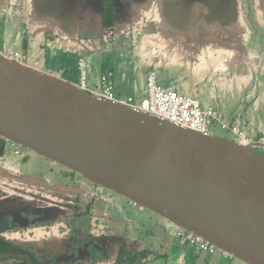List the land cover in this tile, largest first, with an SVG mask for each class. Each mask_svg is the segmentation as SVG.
Masks as SVG:
<instances>
[{"label":"water","instance_id":"water-1","mask_svg":"<svg viewBox=\"0 0 264 264\" xmlns=\"http://www.w3.org/2000/svg\"><path fill=\"white\" fill-rule=\"evenodd\" d=\"M222 123L231 135L236 123ZM0 137L156 214L168 228L264 264V153L255 149L262 145L179 127L1 54Z\"/></svg>","mask_w":264,"mask_h":264},{"label":"rangeland","instance_id":"rangeland-1","mask_svg":"<svg viewBox=\"0 0 264 264\" xmlns=\"http://www.w3.org/2000/svg\"><path fill=\"white\" fill-rule=\"evenodd\" d=\"M137 1L132 10L130 6V10L121 11L123 27L116 31L119 38L117 37L118 39L112 43L108 39H103L100 27L101 17H98L100 11L94 1L81 0L75 4L76 0H72L74 8L79 4L84 5L82 9L89 17H83V13L79 16L73 15L66 27V32L59 25L54 30L57 32L55 37L46 35L47 40L49 38L51 43L57 41L59 44L54 47L58 50H60L59 47L62 49V51L60 50L61 55L55 51L57 58L53 55L54 61L61 63L68 59V62L72 63L73 58L77 61V59L85 57L86 59L90 58L93 64H99L103 58L108 63L112 61L124 63L125 69L135 71L136 74L141 73V76H143V72L152 69L151 71H155L157 74L159 84L174 86L180 95H190L195 98L197 97L195 91H190L195 89L196 82L210 81L212 75L222 73L221 67L226 68V66L233 65L236 70L242 64L249 67V70L243 79L242 77L238 79L237 73L233 75L235 92L234 98L230 101H235L231 103L232 109H225V103L220 106L222 114L227 113L224 115V120L228 124L231 123L230 116L236 112L238 114L239 107H242L243 113L257 112L259 114L262 112L260 109L262 105L258 109L255 107L257 99L260 104L264 102V0H234L235 17L229 21L210 17V14L207 13V15L195 14V17L186 22H177L179 20L174 21L171 17L166 16L168 0ZM87 43L93 45L90 53L87 52ZM48 51L34 49L32 54H29L31 61L27 65L33 67L32 61L37 60L38 68L41 69L46 64V60L50 59L51 54ZM132 65L133 67H131ZM197 68L198 78L195 76ZM99 74L98 70L95 76L96 80L99 78ZM143 78L145 77L143 76ZM242 80H246L247 83L240 86L239 81ZM145 84L146 79L140 80L138 87L147 92ZM76 85L79 86L78 83ZM200 88L202 89L201 86ZM210 132L221 133L236 141L232 134L222 132L220 128L212 127ZM11 145L12 143L7 145L4 159L0 158V176L6 173V162H9L15 167L14 178L18 180L15 187L8 188L4 193L6 197L4 200L1 198L3 194H0V205L7 209L9 214L15 207H19V201L27 202L26 197L14 191L25 179L22 174L28 170L24 165L37 161L48 165V162L40 160V157L31 151H25L21 156H15ZM255 149L264 153V148L255 146ZM82 187L91 192L90 196L94 200V205L92 204L90 207L86 218L71 221L69 225H72L70 226L64 223L59 225L55 221V217L38 218L36 224L46 223L48 225V223H52L53 226L48 229L46 226H40L39 232L37 230L34 233L27 232L28 237L26 238L13 239L8 235L5 237L25 248H34L40 253H44L46 251L44 243L59 242L61 244L69 241L67 226L79 224L90 229L91 223L95 226L98 221L101 225L102 221L99 219L101 216H105L108 223L109 221L119 223L120 226L117 229L119 232L126 231L131 239H137L136 244L139 248L147 243L148 240H143L147 234L158 233L162 227H167L162 246L157 247V251L162 255L154 264H234L235 262L242 264L232 256H229L227 260L221 259V255H223L221 251L217 252L215 258L201 256L199 260L197 253H194L191 248L182 246V239L176 235L175 227L168 228V223L160 217L144 211L121 196L105 193L103 189L96 190L94 185L83 184ZM104 196L112 197L105 200ZM84 204L88 205L86 201ZM34 211L35 208L31 207L29 210L24 209L22 214L28 217L31 216L29 212L33 213ZM158 224L161 225L157 226ZM46 232L48 235L41 237Z\"/></svg>","mask_w":264,"mask_h":264},{"label":"flooded vegetation","instance_id":"flooded-vegetation-1","mask_svg":"<svg viewBox=\"0 0 264 264\" xmlns=\"http://www.w3.org/2000/svg\"><path fill=\"white\" fill-rule=\"evenodd\" d=\"M80 1L81 0H76V2ZM93 1L100 11L98 17H101L100 27L103 39H108L114 43L115 40L119 38L116 31L123 27L121 11L130 10V6L132 10L133 5L138 1ZM168 2L166 16L174 17V21L179 20L177 22H184L180 17H195V14L207 15V13L210 14V17L229 21L235 17L236 12L234 0H168ZM215 4H218L219 7L213 8L212 6ZM82 7H84V5L79 4L75 15L79 16L83 13V17H89L88 14L84 13ZM54 30L55 29L49 30V32L47 30V34L50 36L54 34L53 37H55L56 32H53ZM0 51L10 52L7 48H1ZM15 52L25 57V64L30 61L27 54L22 51ZM32 64L34 68L39 66L37 60L32 61ZM148 73L147 71L146 74L148 75ZM210 108L214 110L216 118L219 117L222 119L223 115L220 114L217 108ZM9 143L10 142L0 137V158L4 159L6 156V149ZM11 147L14 149L13 153L15 156H21L23 152L29 151L13 143ZM32 153L35 154L34 152ZM36 156L40 157V160L48 162V165L46 166L40 161L41 164L38 161L36 163H26L24 167H26L28 171L22 174L25 179L20 182L18 189L14 190L17 194L19 193L23 197H26L27 202L19 201V207H15L10 214L7 209L0 205V241L10 246L9 250L0 253V264H154L159 260V256L162 254L157 251V247L162 246L167 227H162L158 233L152 232L150 235L147 234V237L143 240L146 239L148 241L140 248L136 244V242H138L137 239H131L126 231L119 232L117 230L120 226L119 223L110 221L108 223L106 218H104L105 216H101L99 219L102 221L101 225H99L98 221L95 226L91 223L90 229L76 223V225L68 227L72 225H69L71 221L86 218L87 214L90 212V207L92 204L94 205L93 197L90 196L91 192L85 190L82 185H94L96 186V190L103 188L85 180L79 174L65 167L51 162L37 154ZM14 168L13 164L6 162V173L0 176V194H3L1 196L3 200L6 198L4 193H6L8 188H13L18 183V180L14 178V175H16ZM103 191L111 195L119 196L106 189H103ZM104 197L106 200L112 196ZM85 201L88 205L84 204ZM31 207L35 208L33 213L29 212L31 216L26 217L22 214L24 209L29 210ZM155 215L156 214H154V216ZM46 217H55V221L58 222L59 225L61 223L68 225L69 241L67 243L60 244L59 242H54L48 244L43 241L46 251L40 253L34 248H25L5 237V235H8L13 239L26 238L28 237L27 232L34 233L35 230L39 232L40 226H46V229H48V227L53 226L52 223H48V225L46 223H35L38 218L44 219ZM156 217L159 218L157 215ZM95 218L98 219L96 216ZM90 222H92V220H90ZM160 225L161 224H158L157 226ZM175 229L176 235L182 239V246H184V248H191L194 253H197L199 260L201 256L215 258L217 252L221 251L207 241L206 242L212 246L213 251H209L208 249L202 250L198 245L193 243V239L199 237L198 235L188 232L181 227H176ZM46 235H48V232L41 237ZM221 252L223 253L221 259L227 260L230 255L223 251ZM236 260L242 264H246L238 259ZM234 264L238 263L235 262Z\"/></svg>","mask_w":264,"mask_h":264},{"label":"crops","instance_id":"crops-1","mask_svg":"<svg viewBox=\"0 0 264 264\" xmlns=\"http://www.w3.org/2000/svg\"><path fill=\"white\" fill-rule=\"evenodd\" d=\"M77 8L78 7L74 8L72 0H0V47L12 51H22L27 54L28 57L36 48H39V50L43 52L49 50L48 53L51 54L50 59L48 58V60H46V64L42 66L41 69L38 68L39 66L37 69H39L40 72L42 71L60 77L70 83L79 84L80 72L77 66L78 59L76 61L73 58L72 63H69L68 59H62L63 61L61 63L60 61L55 62L56 60L54 61L53 57L54 55L57 58L55 51L61 55L62 49L59 47L60 51L54 47V45L59 46L57 41L51 43L49 38L48 40L46 38L47 30L48 32L52 29L56 30L59 25L66 32V27L71 21L72 16H75ZM48 36L50 37V35ZM92 48L93 46L87 43V52L90 53ZM85 60L88 63L89 89H95L99 85L102 76L112 74L110 76V82L114 87L115 94L119 98L131 97L134 99V102H139L147 97V92L145 90H140L138 82L140 80L144 81L147 71L149 72L152 69L143 72L142 75L145 77L143 78L141 73L136 74L135 71L125 69L124 63L114 61L108 63L102 58L99 64H93L90 58H85ZM131 67H133V65ZM221 68L223 71L220 75H212L210 81L196 82L197 84L194 85L195 89L190 92L195 91V95H197L196 99L200 101L204 108H217L220 114L223 115L222 120H224V115L227 113L222 114L220 106L225 103V109H232L231 103L235 101H230L234 98L233 94L235 92L233 82L235 79H232V77L237 73V75H239L238 79L240 77L243 79L249 67L240 64L236 70L233 65ZM98 70L100 71V76L96 80L95 76ZM195 76L198 78V68L196 69ZM239 83L240 86H243L247 81L242 80L239 81ZM200 86L204 90H202ZM170 87L174 88V86ZM174 90L176 89L174 88ZM258 100L259 99L256 100L257 104L255 109L260 108L262 105L260 108L262 109L261 113H243L242 107H239L238 114L236 112L230 116V120H233L234 124L236 123V125L245 129L252 135L264 134V102L260 104ZM213 127L214 129H219L218 123L215 122Z\"/></svg>","mask_w":264,"mask_h":264},{"label":"built area","instance_id":"built-area-1","mask_svg":"<svg viewBox=\"0 0 264 264\" xmlns=\"http://www.w3.org/2000/svg\"><path fill=\"white\" fill-rule=\"evenodd\" d=\"M0 54L25 64V57L18 52L0 51ZM78 70L80 72L79 87L90 91L88 88V64L82 58L78 61ZM146 89L147 97L139 102H134L131 97L119 98L110 82V75H104L101 77L99 85L91 92L100 99L130 105L136 110L150 113L179 127L193 129L200 133H210L215 122L221 124L222 129L228 128L226 124L222 123L221 118L215 117L212 108H204L198 99L180 95L174 88L159 84L155 71H149L146 78ZM229 129L237 143L264 146V134L252 135L238 125L229 127ZM193 243L202 250L213 251L212 246L200 236L194 238Z\"/></svg>","mask_w":264,"mask_h":264},{"label":"trees","instance_id":"trees-1","mask_svg":"<svg viewBox=\"0 0 264 264\" xmlns=\"http://www.w3.org/2000/svg\"><path fill=\"white\" fill-rule=\"evenodd\" d=\"M9 249H10V246H7L3 242L0 241V253L3 251H7Z\"/></svg>","mask_w":264,"mask_h":264}]
</instances>
